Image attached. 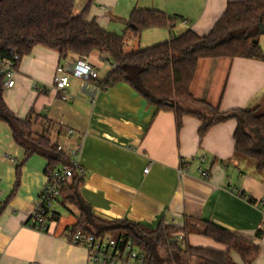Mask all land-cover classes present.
<instances>
[{
    "label": "crops",
    "instance_id": "0c3cea01",
    "mask_svg": "<svg viewBox=\"0 0 264 264\" xmlns=\"http://www.w3.org/2000/svg\"><path fill=\"white\" fill-rule=\"evenodd\" d=\"M233 1L241 0H88L85 18L116 34L125 31L135 8L158 9L175 18L169 27L129 37L126 47L135 50L187 30L205 36ZM79 59L91 62L101 80L113 66L97 51L85 58L62 56L38 44L19 61L15 86H4L8 109L21 120L30 119L35 135L62 146L69 157L77 150L84 173L75 172L78 191L71 180L51 205L48 231L29 228L49 161L43 153L26 156L9 125L0 121V264H89L87 249L64 233L82 219L81 228L88 230L96 228L97 220H125L152 229L212 223L259 247L252 263L231 250L236 264H264V173L236 152L237 120L217 123L201 137L200 119L186 114L178 127L173 110L158 111L125 82L102 88L97 81L71 77L64 90L55 88L57 67L69 70ZM190 90L221 111L261 106L264 59L201 58ZM73 192L77 202L68 200ZM185 237L192 246L228 249L197 232Z\"/></svg>",
    "mask_w": 264,
    "mask_h": 264
},
{
    "label": "trees",
    "instance_id": "16d2710c",
    "mask_svg": "<svg viewBox=\"0 0 264 264\" xmlns=\"http://www.w3.org/2000/svg\"><path fill=\"white\" fill-rule=\"evenodd\" d=\"M88 6L75 13V0H0V55L16 52L22 58L41 44L57 50L62 56L70 53L85 58L92 52L104 54L113 66L100 80L102 88L125 82L141 94L158 111L173 110L177 126L182 117L193 115L202 121L203 137L215 124L235 119L236 152L252 159L264 173V115L256 114L260 106L221 111L219 107L199 100L191 93L198 61L201 58L243 57L264 59L258 42L264 27V0L229 2L224 14L205 36L187 30L164 42L135 50H126L129 37H139L145 29L169 27L174 17L164 11L135 8L130 13L125 31L116 34L103 28L95 19L86 20ZM4 78L0 76V121L6 122L13 139L26 156L43 153L48 158L46 173L69 163L71 157L58 149L47 137L35 135L30 119L21 120L5 104L2 93ZM75 189L78 177H73ZM66 187V186H65ZM77 202L75 192L68 196ZM96 228L85 229L98 236H110L118 242L132 241L145 253L144 264H236L230 251H237L246 263L259 255V247L222 229L203 222L200 226L178 227L160 224L152 229L128 221L97 220ZM83 219L73 228L82 227ZM200 233L227 246L226 251L192 246L179 233ZM160 249L164 254L160 255Z\"/></svg>",
    "mask_w": 264,
    "mask_h": 264
},
{
    "label": "built area",
    "instance_id": "2783aa9c",
    "mask_svg": "<svg viewBox=\"0 0 264 264\" xmlns=\"http://www.w3.org/2000/svg\"><path fill=\"white\" fill-rule=\"evenodd\" d=\"M20 60L21 57L16 52H11L8 56L0 55V76L4 78L6 87L15 86L17 66ZM71 77L94 80L101 86L99 70L85 59L77 60L69 70L64 66H58L54 75L55 88L64 90L70 85ZM37 88L41 91L45 90L39 86ZM69 133L73 135L74 131L70 129ZM58 149L62 151L63 147L58 146ZM72 152L69 163L52 168L46 173L47 181L37 198L36 207L29 216L27 224L29 228L48 231L47 217L51 205L62 194L64 187L71 182L76 171L79 174L84 173L76 159L77 150ZM148 170L146 168L145 172ZM199 171L203 178H209L208 171L203 169ZM64 233L72 243L82 245L87 249L89 264H144L145 253L130 240L125 243L118 242L110 236L89 233L81 227L67 228Z\"/></svg>",
    "mask_w": 264,
    "mask_h": 264
},
{
    "label": "rangeland",
    "instance_id": "374dc122",
    "mask_svg": "<svg viewBox=\"0 0 264 264\" xmlns=\"http://www.w3.org/2000/svg\"><path fill=\"white\" fill-rule=\"evenodd\" d=\"M88 0H75V13H81L83 11V9L86 6ZM123 0H121L122 2ZM125 1V0H124ZM120 31V30H119ZM122 33V32H121ZM128 40V39H127ZM258 42L261 46V49L264 53V34H261L259 36ZM126 50H131L130 47H126ZM254 107V106H253ZM256 114L258 115H264V104L261 105L257 110H256ZM164 254V251L160 249V255Z\"/></svg>",
    "mask_w": 264,
    "mask_h": 264
},
{
    "label": "water",
    "instance_id": "95a60500",
    "mask_svg": "<svg viewBox=\"0 0 264 264\" xmlns=\"http://www.w3.org/2000/svg\"><path fill=\"white\" fill-rule=\"evenodd\" d=\"M261 34H264V27H261ZM79 181L80 180H77L76 181V184H75V189L78 191V187H79Z\"/></svg>",
    "mask_w": 264,
    "mask_h": 264
}]
</instances>
